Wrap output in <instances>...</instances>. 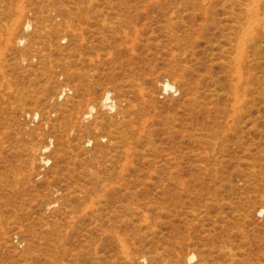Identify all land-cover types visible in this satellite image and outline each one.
<instances>
[{"label":"rangeland","instance_id":"374dc122","mask_svg":"<svg viewBox=\"0 0 264 264\" xmlns=\"http://www.w3.org/2000/svg\"><path fill=\"white\" fill-rule=\"evenodd\" d=\"M262 25L264 0H0V264H264ZM105 92L99 132L68 121Z\"/></svg>","mask_w":264,"mask_h":264},{"label":"bare ground","instance_id":"6f19581e","mask_svg":"<svg viewBox=\"0 0 264 264\" xmlns=\"http://www.w3.org/2000/svg\"><path fill=\"white\" fill-rule=\"evenodd\" d=\"M25 1V0H24ZM28 1H30V2H32V1H34V0H28ZM51 15V14H50ZM92 19V17H90V16H87L86 14H84V15H82V16H80V17H78V22H79V27L78 28H74V26H71V25H69L68 27H69V29H70V32H71V34H72V36L76 39V41L77 42H80V44L81 45H85L88 49H90V50H93L94 48H95V44H94V41H97V40H99L102 44L104 43V44H111V42H109L106 38H105V35H104V33H105V31H107V30H109V29H111L113 26H115V24H118V25H120V21H118V20H116V21H114V20H111L110 22H108L107 24H100V27L99 28H95V29H93L92 28V25H91V20ZM103 21H104V19H103ZM102 21V22H103ZM90 22V23H89ZM81 23H85L86 25H88V26H83V27H80V24ZM21 24V25H20ZM126 26V25H125ZM16 28L15 29H11L12 31H10L11 33H10V37L9 38H7V40H6V42H7V44H12L13 45V43L14 44H16V43H18L20 40H18V41H16V40H14L13 39V35H14V33L15 32H17L18 30H24V31H27L29 28H30V23L29 22H25V23H18V25H16L15 26ZM66 27V26H65ZM124 27V26H123ZM67 29V28H66ZM114 29V28H113ZM98 30H99V32H98ZM121 30H124V29H121ZM123 32V31H122ZM125 32H126V30H125ZM112 33V32H111ZM115 33V32H114ZM126 34V33H125ZM251 34H252V37L254 38V39H256V41H261L262 39H264V25H262L261 27H260V29H257V30H255V31H253V28H252V31H251ZM115 35H117V34H115ZM123 35H124V33H123ZM122 35V36H123ZM127 35V34H126ZM96 36H98V37H96ZM131 37V36H130ZM24 41V40H23ZM114 42V41H113ZM22 44V43H21ZM94 50H96V48L94 49ZM234 69V71L233 72H235V74H236V76H235V81L232 83L231 82V87L233 86L234 88H235V90H236V92L238 93V91H237V88L238 87H240L239 85L240 84H238L239 83V81L240 80H242V78H244V77H246L245 75H247V73L245 72V68H241L240 69V67L239 66H236V70H235V68H233ZM234 74V73H233ZM247 79V77L245 78V80ZM249 79V78H248ZM247 79V80H248ZM247 80H246V82H247ZM254 81V82H253ZM252 82H251V80L249 79V83H251V84H249L248 82H247V84H242V85H244V87L242 88V89H244V91H245V93H246V95L247 96H254V95H256L258 98H259V100L261 99H264V81H258V79L257 78H255V80H253ZM256 81V82H255ZM245 82V81H244ZM244 82H242V83H244ZM233 84V85H232ZM237 85H238V87H237ZM231 87L229 88V91H230V89H231ZM174 88V86H172L171 84H169L167 81H165V82H163V89L165 90V91H171L172 89ZM234 88H233V90H234ZM241 88V87H240ZM239 89V88H238ZM233 90H231V91H233ZM234 92V91H233ZM232 92V93H233ZM235 92V93H236ZM236 93V94H237ZM242 93H243V91H242ZM241 93V94H242ZM240 94V95H241ZM244 96H245V94H243ZM237 96H239L238 94H237ZM231 97V96H230ZM243 97V96H242ZM248 97V98H249ZM110 96H109V94L107 93V92H105V94H104V96H102V98L98 101V102H94V100H91V101H89L87 104H86V106H85V108H84V110H80V108H81V105H79V102H73V104H72V106H71V108L68 110V114H67V119H68V121H74L78 126H80L81 128H83L84 127V130H88V131H94V132H99V130H100V127H99V125H101V123H102V118L101 117H98V116H95V117H93L92 118V128H88V127H86V126H83V123L85 122V121H89V119H91V116H92V113H93V111L95 110L96 111V108H97V112H101V111H103V110H110L112 107H113V105H112V103H111V100H110ZM196 98V97H195ZM235 98H236V96H235ZM230 99H232V98H230ZM242 99H244V98H242ZM233 100V99H232ZM235 100V99H234ZM240 100V99H239ZM238 100V101H239ZM231 101V100H230ZM235 102H236V100H235ZM241 102H243L242 100H241ZM233 103H234V101H233ZM237 103V102H236ZM235 104V103H234ZM241 104V103H240ZM240 104H239V106H240ZM248 105V104H247ZM247 105L245 106V107H247ZM234 106V105H233ZM232 106V107H233ZM241 106H243V105H241ZM235 107V106H234ZM233 107V108H234ZM236 107H238V106H236ZM232 108V109H233ZM234 109H236V108H234ZM233 109V111H235ZM237 131V130H236ZM243 132V131H242ZM241 132V133H242ZM111 134L112 133H114V134H117L115 131H111L110 132ZM234 133L235 134H237V132H235L234 131ZM110 146H115V147H117L116 145L117 144H115V143H113V142H109L108 143ZM98 146H100V145H98ZM45 149H47V147H44L43 148V150H45ZM42 161V163L43 164H45L46 162L42 159L41 160ZM262 211V210H261ZM192 257L193 256H190L189 255V258L187 257V259L188 260H191L192 259Z\"/></svg>","mask_w":264,"mask_h":264}]
</instances>
